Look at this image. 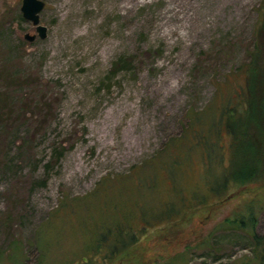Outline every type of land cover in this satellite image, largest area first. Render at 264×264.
I'll list each match as a JSON object with an SVG mask.
<instances>
[{
	"label": "rangeland",
	"instance_id": "1",
	"mask_svg": "<svg viewBox=\"0 0 264 264\" xmlns=\"http://www.w3.org/2000/svg\"><path fill=\"white\" fill-rule=\"evenodd\" d=\"M19 3L0 0V71L16 75L9 86L0 78L13 100L11 122L0 125V264H247L239 258L249 235L221 221L241 216L264 232L261 183L231 186L223 201L181 213L172 229L168 219H138L168 212L157 197L164 191L152 190L161 187L160 164L139 187L69 201L137 168L183 134L189 117L207 114L209 126L208 114L244 83L264 0H44L46 35L30 41ZM180 171L176 185L185 183ZM179 194H169L176 206ZM114 223L122 243L133 226L138 238L95 261L91 238Z\"/></svg>",
	"mask_w": 264,
	"mask_h": 264
},
{
	"label": "trees",
	"instance_id": "2",
	"mask_svg": "<svg viewBox=\"0 0 264 264\" xmlns=\"http://www.w3.org/2000/svg\"><path fill=\"white\" fill-rule=\"evenodd\" d=\"M254 36V45L248 51L249 59L242 68L244 83L234 91L233 101L231 98L224 100L225 102L219 106L217 112L208 114V118H211L208 127L203 126L207 114L203 118H199V115L189 117L183 128V134L170 137L162 148L147 161L140 163L137 168H131L121 177L101 178L94 189L80 199L69 201V205L82 203L93 194L103 195L118 184L133 182L139 187L142 185L139 176L144 172L149 173L155 164L161 165L159 174L164 172V175L161 178V187L152 190L155 194L157 191H164L163 197L161 195L157 197L161 199L163 207L168 212L166 216L163 215L151 221H146L143 218L144 215L140 213L138 219L143 221L142 226L156 225L168 219L170 223L168 228L172 229L177 226V221L183 219L181 213L196 208L197 205L203 206L223 201L227 196L226 190L231 186L237 188L241 185L261 183L262 189L259 192L264 196V14L259 19ZM0 78L5 79L4 84L9 86L12 81H15L16 75L14 72L3 69L0 71ZM16 82L19 83V81ZM12 103V98L8 97L5 90L0 91V125L11 122L9 113L12 111ZM5 107L10 111H2ZM177 151L185 156L186 163H178ZM193 153L194 157L191 155ZM179 164H181L180 167H178ZM174 166L178 167L175 170L183 172L182 176L185 180V183H177L179 185L177 190L175 182L178 180L172 177L175 172ZM195 167V173L190 174ZM197 176L200 177L199 183L195 182ZM167 179H169V185ZM152 183L149 180L148 187ZM187 190L189 193H186ZM168 193H180L176 195V197L181 196L178 206ZM190 197L191 200H189ZM248 214L250 217L251 213ZM221 223L226 227L243 229L249 235V249L240 256V263L264 264V232H254L253 225L246 228L247 223L241 216L225 217ZM129 230L126 231L130 232L128 239L122 243L119 240L120 226L118 223L98 228L95 236L91 238L89 247L93 249L89 248V254H93L95 261L98 259L95 258L96 256H100L102 260L112 259L137 240L138 234L134 226ZM105 231L107 234L104 237L102 233ZM111 240L116 245L112 246ZM15 244L14 242L5 257H10V251ZM100 250L103 253L99 252ZM1 257H4L2 249H0ZM37 263L38 261L34 264Z\"/></svg>",
	"mask_w": 264,
	"mask_h": 264
},
{
	"label": "water",
	"instance_id": "3",
	"mask_svg": "<svg viewBox=\"0 0 264 264\" xmlns=\"http://www.w3.org/2000/svg\"><path fill=\"white\" fill-rule=\"evenodd\" d=\"M44 6V0H20L19 11L24 19L33 25V31H23L22 37L28 41L35 37L43 38L46 35V26L39 22V11Z\"/></svg>",
	"mask_w": 264,
	"mask_h": 264
},
{
	"label": "bare ground",
	"instance_id": "4",
	"mask_svg": "<svg viewBox=\"0 0 264 264\" xmlns=\"http://www.w3.org/2000/svg\"><path fill=\"white\" fill-rule=\"evenodd\" d=\"M80 169V168H79Z\"/></svg>",
	"mask_w": 264,
	"mask_h": 264
}]
</instances>
